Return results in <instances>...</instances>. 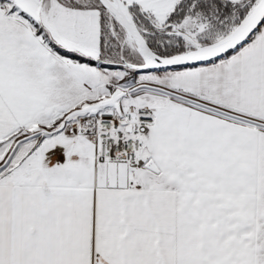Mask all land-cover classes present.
<instances>
[{"label":"snow or ice","instance_id":"6c2138e0","mask_svg":"<svg viewBox=\"0 0 264 264\" xmlns=\"http://www.w3.org/2000/svg\"><path fill=\"white\" fill-rule=\"evenodd\" d=\"M0 264H264V0H0Z\"/></svg>","mask_w":264,"mask_h":264}]
</instances>
